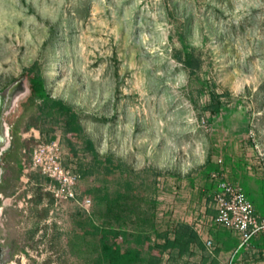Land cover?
<instances>
[{
	"label": "rangeland",
	"instance_id": "obj_1",
	"mask_svg": "<svg viewBox=\"0 0 264 264\" xmlns=\"http://www.w3.org/2000/svg\"><path fill=\"white\" fill-rule=\"evenodd\" d=\"M175 48H193L200 67L190 74ZM28 67L71 107L78 133L68 131V113H43ZM17 78L27 90L5 114L11 150L29 160L36 140L59 134L64 161L76 159L82 173L78 198L91 204L56 208L37 171L5 179L0 155V264H93L89 220L161 242L175 221L214 209L211 170L255 202L264 180V0H0V88ZM219 227L231 239L216 240L222 259L264 264V235L258 249L234 252L233 230ZM196 258L164 252L160 264Z\"/></svg>",
	"mask_w": 264,
	"mask_h": 264
},
{
	"label": "trees",
	"instance_id": "obj_2",
	"mask_svg": "<svg viewBox=\"0 0 264 264\" xmlns=\"http://www.w3.org/2000/svg\"><path fill=\"white\" fill-rule=\"evenodd\" d=\"M173 55L187 67L190 74L200 67V56L195 54L193 48L190 50L175 48ZM26 69L31 97L41 99L43 113L46 115L54 111L68 113L65 121L66 127L69 132L78 133L79 126L74 122L75 114L71 107L59 98L49 97L43 78L34 72L32 67ZM218 97L219 95L215 91L211 92L212 102L209 103L211 110L219 109L220 99ZM86 145L88 149L93 150L90 138H87ZM101 161L104 164H114L109 156H104ZM85 230L87 233L95 235L98 243V250L93 256V264H160L164 252L175 256H191L198 253L201 258L204 256L202 250L206 248L196 229L185 221H175L172 234L167 231L161 233L163 235L161 242H152L149 232L133 237L127 230L114 226H96L92 220H89ZM262 235H264V231L255 235L251 241L260 243ZM218 251L219 248H215L212 253L216 254Z\"/></svg>",
	"mask_w": 264,
	"mask_h": 264
},
{
	"label": "built area",
	"instance_id": "obj_3",
	"mask_svg": "<svg viewBox=\"0 0 264 264\" xmlns=\"http://www.w3.org/2000/svg\"><path fill=\"white\" fill-rule=\"evenodd\" d=\"M60 135L55 134L47 139L36 140L29 160L21 159L23 175L31 169L37 171L44 179V188L51 193L54 205L59 208L66 200H75L84 209L91 204V197L83 195L78 198V186L82 173L73 162L64 161L65 154ZM210 177L216 181L212 194L215 213L213 221L227 229L233 230L238 236L234 252L240 247H246L252 238L264 231V217L260 216L254 202L246 195L243 186L236 180H231L219 171L211 170ZM204 244L209 252L215 247L214 239L206 236ZM232 255L225 264H231Z\"/></svg>",
	"mask_w": 264,
	"mask_h": 264
},
{
	"label": "crops",
	"instance_id": "obj_4",
	"mask_svg": "<svg viewBox=\"0 0 264 264\" xmlns=\"http://www.w3.org/2000/svg\"><path fill=\"white\" fill-rule=\"evenodd\" d=\"M8 125H9V135L11 136L10 130H11L12 125H10V124H8ZM11 149L12 148H10V143H9L8 146H6L0 154V155H3L4 167L8 170V175L5 176V179H9V180L11 179V170L22 168V163H21V159H20L21 157H20V155H18V146H17V150H15V151H12ZM219 164H223V162H219ZM212 167L213 166L210 162V169ZM220 173H222V172H220ZM27 174H29V176H27V177L22 176V179L28 180L30 178V175H32L31 172H28ZM209 186H210V206H211L212 194H213V191L216 187V181L212 180L211 177L209 180ZM258 187H259L258 191H256V192L254 191L251 193H252L253 198L255 200L254 206H255L256 212L260 216L264 217V213H263L264 212V180H261ZM50 197H51V200L53 201V197L51 195H50ZM43 199H44V197H43ZM214 213H215V209L210 208V211L209 210H203V213H201L199 216V220H195V221H191V220L188 221L187 220V221L196 229V231L198 232L203 243H204V239L206 236H211L214 239L215 243H216L217 239H219L221 241V243H228L229 241H231V239L228 236H224L221 234V231H220L221 229H219L221 227H219V225L216 224L212 219V216ZM194 217H197V215H194ZM223 230L229 231L230 229H227V228L225 229V227H224ZM231 232L233 235L236 236L234 241H235V244H237L238 243V236L234 231H231ZM247 247L252 249V250L258 249L254 245V241H251ZM220 250H221V248H220ZM202 252H203L204 256H202L201 258H196V262H194L193 264H225L227 261V258L222 259L219 255V253L213 254L212 252H209L206 248L203 249ZM209 254H211V255L209 256ZM196 256L199 257V254L197 253Z\"/></svg>",
	"mask_w": 264,
	"mask_h": 264
},
{
	"label": "water",
	"instance_id": "obj_5",
	"mask_svg": "<svg viewBox=\"0 0 264 264\" xmlns=\"http://www.w3.org/2000/svg\"><path fill=\"white\" fill-rule=\"evenodd\" d=\"M27 90V86L21 78H17L0 88V152L10 142L9 125L5 114L15 103L19 95Z\"/></svg>",
	"mask_w": 264,
	"mask_h": 264
},
{
	"label": "bare ground",
	"instance_id": "obj_6",
	"mask_svg": "<svg viewBox=\"0 0 264 264\" xmlns=\"http://www.w3.org/2000/svg\"><path fill=\"white\" fill-rule=\"evenodd\" d=\"M0 154H1V152H0ZM0 172H1V170H0Z\"/></svg>",
	"mask_w": 264,
	"mask_h": 264
}]
</instances>
